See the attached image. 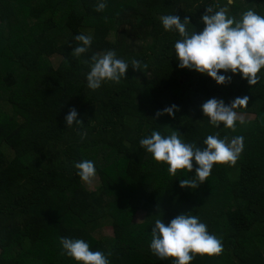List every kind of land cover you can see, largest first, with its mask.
Returning a JSON list of instances; mask_svg holds the SVG:
<instances>
[{
    "label": "trees",
    "instance_id": "obj_1",
    "mask_svg": "<svg viewBox=\"0 0 264 264\" xmlns=\"http://www.w3.org/2000/svg\"><path fill=\"white\" fill-rule=\"evenodd\" d=\"M96 3L0 0V264H77L61 252L64 236L86 240L109 264H171L149 250L152 223L157 214L167 224L189 212L223 246L190 264H264V69L251 86L239 73L217 85L180 69L173 49L179 36L159 19L187 16L188 30L199 32L207 6L239 18L249 8L264 15V0H106L100 12ZM78 33L93 40L74 57ZM109 49L129 64L140 61V69L129 66L119 83L90 90L85 61ZM243 96L247 104L235 111L253 118L234 129L212 127L201 112L209 98L230 104ZM172 105V117H156ZM70 108L79 127L64 122ZM169 128L200 148L210 134L241 136L243 149L233 165H213L197 188H181L178 179L191 178L195 162L192 173L170 176L139 145L152 130L166 135ZM81 159L94 162L92 190L73 168ZM137 212L144 213L140 222Z\"/></svg>",
    "mask_w": 264,
    "mask_h": 264
},
{
    "label": "clouds",
    "instance_id": "obj_2",
    "mask_svg": "<svg viewBox=\"0 0 264 264\" xmlns=\"http://www.w3.org/2000/svg\"><path fill=\"white\" fill-rule=\"evenodd\" d=\"M94 7L97 12L103 11L106 0H97ZM159 19L166 32H176L179 36L173 44L178 68L206 75L217 85L230 82L231 76L237 73L241 79H246L249 86L259 80L257 74L264 69V15L249 8L239 18H235L226 7L214 9L210 5L200 17L199 22L203 27L199 32L188 30L190 22L187 16L181 20L170 13L161 15ZM74 40L79 43L72 48L71 54L80 57L89 51L93 37L91 34L78 33ZM85 62L88 64L85 81L90 90H96L102 83L109 81L119 83L125 78L129 66L140 69V61L133 59L129 64L111 49L93 53ZM247 101L248 96H243L225 104L222 99L212 97L201 104V112L212 127L223 125L224 128L234 129L238 119L235 109L245 106ZM175 108V105L165 107L155 115L159 117L166 113L172 117ZM77 117L76 109L70 108L64 117L67 128L82 124ZM242 141L241 136L221 138L210 134L204 138L205 147L200 148L185 142L182 135L170 129L166 135L152 130L150 135L139 140V145L150 154L153 161L167 165L170 176H175L178 170L192 173L194 161V175L178 179V182L181 188L195 189L206 181L213 165L231 166L236 162L243 149ZM73 168L85 185L96 176L91 159L74 161ZM190 213L178 214L167 224L159 214L156 215L150 229L149 250L158 259L171 258V264H190L197 255L211 257L222 252L221 240L207 230V225L197 215ZM59 244L62 254L77 264H109L107 255L99 250H90L86 240L64 236L59 238Z\"/></svg>",
    "mask_w": 264,
    "mask_h": 264
},
{
    "label": "rangeland",
    "instance_id": "obj_3",
    "mask_svg": "<svg viewBox=\"0 0 264 264\" xmlns=\"http://www.w3.org/2000/svg\"><path fill=\"white\" fill-rule=\"evenodd\" d=\"M106 25L108 26H111L112 25V22L110 21H106ZM54 62V64H57V61L58 59L57 58H53L52 60ZM238 114V119L237 120H250L253 118V115L251 114H241V113H237ZM84 184V183H83ZM98 184V178L97 176H95V178L93 179V181L87 185L84 184V186L87 188V189H94ZM143 216H144V213L143 212H137L133 218L134 222H140L143 220ZM103 233L105 235H111V230L110 228L108 227H104L103 228Z\"/></svg>",
    "mask_w": 264,
    "mask_h": 264
}]
</instances>
